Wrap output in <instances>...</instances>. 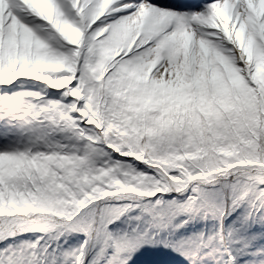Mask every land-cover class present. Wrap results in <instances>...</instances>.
<instances>
[{
    "label": "snow or ice",
    "instance_id": "6c2138e0",
    "mask_svg": "<svg viewBox=\"0 0 264 264\" xmlns=\"http://www.w3.org/2000/svg\"><path fill=\"white\" fill-rule=\"evenodd\" d=\"M181 262L264 264V0H0V264Z\"/></svg>",
    "mask_w": 264,
    "mask_h": 264
},
{
    "label": "trees",
    "instance_id": "16d2710c",
    "mask_svg": "<svg viewBox=\"0 0 264 264\" xmlns=\"http://www.w3.org/2000/svg\"><path fill=\"white\" fill-rule=\"evenodd\" d=\"M174 259H176V260H178V261H179V259H180V258H179V257H174ZM181 264H182V262H181Z\"/></svg>",
    "mask_w": 264,
    "mask_h": 264
}]
</instances>
